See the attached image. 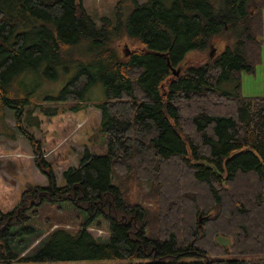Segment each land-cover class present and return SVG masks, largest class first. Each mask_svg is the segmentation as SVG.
Segmentation results:
<instances>
[{
  "label": "trees",
  "instance_id": "obj_1",
  "mask_svg": "<svg viewBox=\"0 0 264 264\" xmlns=\"http://www.w3.org/2000/svg\"><path fill=\"white\" fill-rule=\"evenodd\" d=\"M263 9L264 0H119L111 16H94L83 0H0V109L15 111L49 183L0 212V263L264 264V97L240 91L241 73L261 61ZM33 74L71 76L57 100L77 110L104 88L96 107L108 154L86 151L61 186L20 126L29 101L15 82ZM232 81L234 92L222 90ZM47 210L75 214L79 229L40 227ZM103 226L107 239L90 230ZM226 255L256 259L213 258Z\"/></svg>",
  "mask_w": 264,
  "mask_h": 264
},
{
  "label": "rangeland",
  "instance_id": "obj_2",
  "mask_svg": "<svg viewBox=\"0 0 264 264\" xmlns=\"http://www.w3.org/2000/svg\"><path fill=\"white\" fill-rule=\"evenodd\" d=\"M119 0H83L85 9L94 16H111ZM143 3L147 0H137ZM263 31L260 35L261 61L255 66L253 73L242 72L240 76L241 94L243 97H264V9L262 11ZM224 43L217 42L216 49L212 47L210 53L217 55L223 49ZM125 42L121 44V52L130 49ZM132 48V47H131ZM200 56L203 60L206 55ZM71 76L55 81L45 79L42 75L33 74L20 76L15 84L17 97L28 99L22 116L23 126L37 140L41 141L42 156L51 164L56 176L58 186L64 184L63 173L70 167H77L86 151L95 155L108 154V145L104 134L101 132V111L96 107L105 97L101 83L93 87L87 98L88 103H81L83 109H76L78 101H59L58 95ZM222 90L234 92L236 82L222 84ZM32 104L37 108L33 116L28 114ZM44 109V112H43ZM36 117V118H35ZM39 124L35 123V119ZM34 149L23 137L17 127L16 113L13 110L0 109V212L7 214L13 212L23 201V196L32 187H48L46 176L40 171L35 162ZM46 209V208H44ZM73 213L57 215L52 211H43L37 219V224L48 222L52 224L49 231L65 228L71 231L79 229L80 222ZM46 221V222H45ZM91 232L102 239H107L109 234L105 226L90 228ZM46 231V229L44 230ZM201 235H203L201 233ZM44 235L42 238H44ZM41 238V239H42ZM36 240L32 248L40 240ZM264 257V256H263ZM223 260H254L253 257L231 256L213 257ZM189 261L190 259H184ZM193 260V259H191ZM147 260H139L145 262ZM2 264V263H0ZM12 264H29L14 262ZM32 264H70L60 261H45Z\"/></svg>",
  "mask_w": 264,
  "mask_h": 264
},
{
  "label": "water",
  "instance_id": "obj_3",
  "mask_svg": "<svg viewBox=\"0 0 264 264\" xmlns=\"http://www.w3.org/2000/svg\"><path fill=\"white\" fill-rule=\"evenodd\" d=\"M211 57H213V54L211 55ZM172 72H173V74L175 76H179L180 72H181V69L173 68ZM202 227H203V216L201 215L199 217V229H202ZM216 242H217L218 245H221V246L229 247L231 245V241L229 239H227L225 237H221V236L216 239Z\"/></svg>",
  "mask_w": 264,
  "mask_h": 264
}]
</instances>
